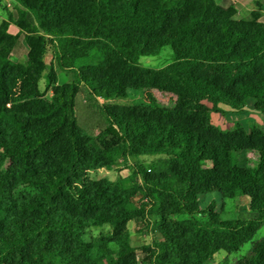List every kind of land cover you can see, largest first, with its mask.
<instances>
[{
	"label": "trees",
	"instance_id": "trees-1",
	"mask_svg": "<svg viewBox=\"0 0 264 264\" xmlns=\"http://www.w3.org/2000/svg\"><path fill=\"white\" fill-rule=\"evenodd\" d=\"M11 1L0 22V264H205L251 242L264 226V131L221 129L212 115L244 114L253 100L264 118L259 0L240 19L215 0ZM21 40L26 67L10 58ZM164 47L168 65L141 64ZM81 94L97 131L79 121ZM129 158L126 177L89 176ZM209 193L249 198V216L201 209ZM131 222L159 238L134 247ZM234 264H264V237Z\"/></svg>",
	"mask_w": 264,
	"mask_h": 264
},
{
	"label": "rangeland",
	"instance_id": "rangeland-1",
	"mask_svg": "<svg viewBox=\"0 0 264 264\" xmlns=\"http://www.w3.org/2000/svg\"><path fill=\"white\" fill-rule=\"evenodd\" d=\"M215 1L218 4L220 2V0H215ZM232 2L233 3L235 2L237 5L238 4L240 5V7L238 8L239 13L236 16L237 18L247 17L256 8L253 3V0H224L223 4L228 5V4H232ZM259 2L262 5V11L264 13V0H259ZM8 12H11L12 14L15 13L13 2L11 0H0V22L6 19V15ZM9 32L11 34H16L17 29L13 25H11V27L9 28ZM53 55H54V48L48 46L45 54L46 62L51 60ZM10 58L13 62L19 63L24 67H26L27 59H28V48L22 40L20 41V44L17 46V48L12 52ZM171 61H172V49L170 47L162 48L157 56H147V57H142L140 59L142 65L153 69L162 68L168 65ZM57 72H58V82L60 84H65L71 81L70 75L63 74L59 70H57ZM40 90L43 92L45 91L44 79L40 81ZM45 93H46V97L49 99L50 92H45ZM83 96L84 94H81L78 102L79 121L83 125H85L86 128L97 131L99 126H101L102 124L101 116L99 112L92 105L88 104L85 101ZM157 98L160 99V97L158 96ZM130 101L134 103H138L139 98L138 96H132L130 98ZM98 103L100 104V101H98ZM251 103H253V100L247 101L248 106ZM254 120L256 121L257 125H259V127H261V129L264 131V124L260 122V120L264 122V118L261 116H257L249 121L246 118H241V116L239 115H233V116L228 115L226 117L225 115H221V114H213L212 122L214 125H216L221 129H229L232 128L236 123H239L244 127H247ZM137 162L138 161L136 159L129 158L124 163H118V165L120 164L122 165L116 166L111 171L101 169L90 172L89 176L92 179L106 178L109 180H115L118 177H126L129 175V171L132 168V166ZM249 202H250L249 198L247 197H241V199L239 200L237 199L230 200V199H223L218 193H209L199 198V207L205 210L209 205L212 204L214 212L220 213L223 219H229L236 216L245 219L249 216L248 213ZM195 218L200 221H204L207 219V216L204 217L195 216ZM128 230L131 233V243L136 248L142 246L143 244L150 243V241H152L153 239L159 238V236L151 226L149 227L148 230H141L134 222H131L128 224ZM100 231H102L103 233H107L108 229L106 227L94 228L90 231V233L96 234ZM263 237H264V226L255 233L251 242L258 241ZM251 242L243 245V247L238 253L227 255L224 252H218L217 254H215L212 260L206 262L205 264H234L237 259H239L244 253L250 250Z\"/></svg>",
	"mask_w": 264,
	"mask_h": 264
},
{
	"label": "crops",
	"instance_id": "crops-1",
	"mask_svg": "<svg viewBox=\"0 0 264 264\" xmlns=\"http://www.w3.org/2000/svg\"><path fill=\"white\" fill-rule=\"evenodd\" d=\"M223 1L224 0H220V2H219V5H221V6H223V7H227V6H229L230 4H228V5H224L223 4ZM232 4H235L236 5V7L237 8H239L240 7V5L238 4H236L235 2L233 3L232 2ZM238 13H239V9H238ZM237 13V14H238ZM237 16V15H236ZM237 18V17H236ZM238 19H240V18H238ZM251 105V106H250ZM249 106L246 104V106H245V108H244V110H245V112H244V114H241V115H239V116H241V118H246L247 120H251V119H253V118H255V117H257L258 116V114L253 110V103H251ZM221 107V109L224 111V112H226L227 113V115H225L226 117L228 116V115H230L231 114V110L228 108V107H226V106H223V105H221L220 106ZM232 116L233 115H236V114H231ZM212 119H213V115H212ZM260 122L262 123V124H264V122H262V120H260ZM252 124H255V125H257V123H256V121L254 120L253 122H251ZM258 127H259V125H257ZM259 128H261V127H259ZM239 199H241V198H239ZM238 199V200H239ZM250 203V202H249Z\"/></svg>",
	"mask_w": 264,
	"mask_h": 264
}]
</instances>
